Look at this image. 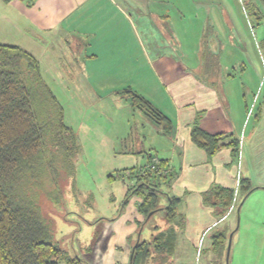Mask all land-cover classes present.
Instances as JSON below:
<instances>
[{
    "label": "rangeland",
    "instance_id": "obj_1",
    "mask_svg": "<svg viewBox=\"0 0 264 264\" xmlns=\"http://www.w3.org/2000/svg\"><path fill=\"white\" fill-rule=\"evenodd\" d=\"M117 2L124 8L167 9L166 14L173 18L180 15L176 14L177 9L182 11L183 30L174 31L168 27L161 31L167 44L164 47L162 44L161 50L174 54L172 45L179 43L180 37L182 40V36H177V32L182 31L183 45L188 49L184 61L190 64L188 55L194 47L199 48L200 64L196 67L193 62V67L199 74L208 70L210 75H201L203 79L215 86L220 97L225 93V86L235 89L228 103L241 106L246 117L240 136L239 170L253 187H261L241 205L238 226L234 227L237 230L229 234L222 255L211 246L212 237L196 248L185 241L181 209L172 221L167 219L166 211L155 213L143 227L142 239L151 242L158 237L161 244L169 240L165 250L169 259L163 264H264V4L261 0ZM13 11L15 8H8V12L2 14L0 24L6 21L5 27H10L18 22L27 33L21 30L16 37L12 31L4 34L2 26L0 43L30 49L36 42L34 38L31 43L27 42L28 29L32 31L34 27L27 25L29 21L23 23L21 17L17 19L16 11ZM153 31L156 29H151L150 34ZM38 34L40 38L36 39L40 40L33 55L40 64L43 80L63 108L65 125L72 130L78 144L69 174H65L57 189L41 201L42 212L52 224L53 242L57 246L71 256L78 255L94 264L99 246L104 245L105 251L99 252L100 264H107V246L110 247L114 240L108 235L115 233L110 224L121 216L127 192L122 179L111 180L109 176L144 165L148 156L155 153L147 149L144 135L149 128L154 131L162 128L134 108L129 97H111L96 92L85 72L84 49L76 41L71 45L66 43L65 35L53 36L43 30ZM187 35L190 37L186 45ZM180 48L178 44L177 49ZM130 112L136 114L137 119ZM142 125L149 127L145 130ZM121 137L128 138V146L133 143V147L140 149L143 144L144 152L137 156L118 155L116 141ZM150 139L151 136L147 141ZM161 189L166 192L167 186L163 185ZM159 199L166 206V196L160 195ZM125 211L126 208L123 213ZM106 229L108 235L103 236ZM148 233L151 236H147ZM137 236L138 233L128 238L130 250L123 244L116 246L115 264H130L131 242ZM152 261L149 263L154 264Z\"/></svg>",
    "mask_w": 264,
    "mask_h": 264
},
{
    "label": "crops",
    "instance_id": "obj_2",
    "mask_svg": "<svg viewBox=\"0 0 264 264\" xmlns=\"http://www.w3.org/2000/svg\"><path fill=\"white\" fill-rule=\"evenodd\" d=\"M8 8H15L17 19L21 17L23 23L29 21L27 25L34 27L32 31L28 29L30 37L27 42L31 43L34 38L36 43L26 50L35 55V45L38 46L40 40L36 39L40 38L39 30L53 36L65 35L67 44L72 45L76 41L83 47L85 72L97 93L116 97L123 96L119 92L131 89L169 118L172 124L169 134L159 128L158 131L149 128L144 140L147 149L155 152L152 155L169 160L170 167L178 174L170 187V194L181 199L178 210L184 213L183 238L189 245L200 246L217 230H234L238 222L236 213H229L218 220L213 208L203 204L202 194L213 184L237 189L239 158H233L231 148L226 147L209 159L192 142L191 130L199 120L200 127L210 134L233 135L240 140L246 117L241 106L234 107L228 103L235 89L225 86V93L220 97L215 86L201 76L210 75L208 70L203 74L197 72L199 48L194 47L188 55L190 64L184 61L183 56H187L188 49L183 45L182 31L177 32L182 40L180 37L179 43L172 45L174 54L161 50L162 44L167 46L165 34L161 31L168 27L174 31L183 30L181 10L177 9L176 14L180 15L173 18L166 14L167 9L124 8L117 0H0V18ZM6 25V21L0 24L4 34L12 31L16 37L21 30L26 32L18 22L10 27ZM58 28L61 30L55 32ZM153 28L156 31L150 34ZM189 37L187 35L186 45ZM178 44L180 49H177ZM193 62L196 67H193ZM130 115L137 119L133 112ZM142 127L147 130L149 125ZM149 136L151 139L147 141ZM127 140V137L117 139L115 151L118 155L137 156L144 152L143 144L139 149L133 147V143L128 146ZM137 141L138 138L135 144ZM140 202L141 199L133 197L124 213L125 208L121 207V216L110 224L114 234L108 235L109 228L105 230L103 236L114 239L113 244L107 246V264H115L113 256L117 245L123 244L130 250L127 244L129 237L133 238L138 233L132 245L144 240V226L140 225L144 216L138 212ZM147 236L151 235L148 233ZM104 247L99 246L94 264H100L99 252L105 251Z\"/></svg>",
    "mask_w": 264,
    "mask_h": 264
},
{
    "label": "trees",
    "instance_id": "obj_3",
    "mask_svg": "<svg viewBox=\"0 0 264 264\" xmlns=\"http://www.w3.org/2000/svg\"><path fill=\"white\" fill-rule=\"evenodd\" d=\"M118 94L129 97L132 106L159 124L164 133L171 132L169 118L143 96L131 89ZM191 140L209 159L226 147L231 148L233 158L240 156L239 139L210 134L200 127L199 120L192 126ZM76 149L75 135L65 125L63 108L43 80L36 57L19 46L0 43V264H89L53 242L54 230L41 206L45 196L69 174ZM177 177L169 160L152 155L142 166L109 176L122 179L127 187L123 209L133 197L141 199V226L158 211H166L169 221L176 219L181 199L170 194V187ZM257 189L261 187H253L240 173L237 189L213 184L202 194L203 204L213 208L218 220L233 212L239 218L238 209ZM160 195L166 196V206ZM184 222L183 217L182 226ZM234 230L213 233V246L220 255ZM168 244V239L161 244L158 237L135 242L130 264H150L151 259L154 264L168 262Z\"/></svg>",
    "mask_w": 264,
    "mask_h": 264
},
{
    "label": "water",
    "instance_id": "obj_4",
    "mask_svg": "<svg viewBox=\"0 0 264 264\" xmlns=\"http://www.w3.org/2000/svg\"><path fill=\"white\" fill-rule=\"evenodd\" d=\"M238 221H239V219H238ZM237 226H238V224H237ZM236 229H237V228H236ZM232 234H233V233H232ZM232 234H231V237H232ZM231 237H230V238H231ZM230 243H231V240H230Z\"/></svg>",
    "mask_w": 264,
    "mask_h": 264
},
{
    "label": "built area",
    "instance_id": "obj_5",
    "mask_svg": "<svg viewBox=\"0 0 264 264\" xmlns=\"http://www.w3.org/2000/svg\"><path fill=\"white\" fill-rule=\"evenodd\" d=\"M238 182H239V178H238Z\"/></svg>",
    "mask_w": 264,
    "mask_h": 264
}]
</instances>
